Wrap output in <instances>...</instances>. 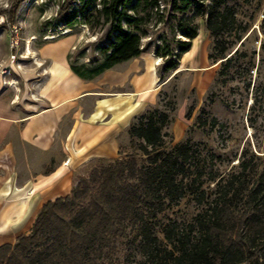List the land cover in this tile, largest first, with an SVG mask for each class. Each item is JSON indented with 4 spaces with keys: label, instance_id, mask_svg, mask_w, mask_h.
Instances as JSON below:
<instances>
[{
    "label": "trees",
    "instance_id": "1",
    "mask_svg": "<svg viewBox=\"0 0 264 264\" xmlns=\"http://www.w3.org/2000/svg\"><path fill=\"white\" fill-rule=\"evenodd\" d=\"M19 1L15 0L8 13L9 24L14 22ZM76 1V7L72 6L75 0L59 2L54 21L71 25L80 17L91 26L108 27L100 36L106 40L101 61L93 66L69 64L74 74L86 80L141 54L150 13L153 8L158 10L161 1L173 12L192 11L175 25L186 38L177 40V51L163 42L156 47V55L167 59L163 71L175 69V56L190 49L197 35V16H205L207 29L216 36L214 47L219 58H225L221 73L241 53L236 48L227 56L225 41L218 36L233 32L242 44L248 30L246 25H237L229 5L232 0ZM158 14L161 21L163 11ZM260 28L264 31V17ZM169 122L168 111L158 108L131 122L127 133L132 141L137 139V149L146 162L138 164L130 155L92 167L69 194L42 205L28 234L19 235L13 244L0 245V264H114L123 238L143 257L141 264H264V167L253 163L255 156L243 158L238 170L224 178V190L218 192L221 183L217 182L215 190L206 195L204 167L195 163L192 168L196 157L191 145L163 148V129ZM187 195L201 206L200 211L187 228L160 226L161 238L158 214Z\"/></svg>",
    "mask_w": 264,
    "mask_h": 264
},
{
    "label": "rangeland",
    "instance_id": "2",
    "mask_svg": "<svg viewBox=\"0 0 264 264\" xmlns=\"http://www.w3.org/2000/svg\"><path fill=\"white\" fill-rule=\"evenodd\" d=\"M61 1L20 0L14 9V22L9 24L7 16L15 0H0V93H7L12 104L39 109L56 80L58 84L53 94L58 98L93 86L95 91L101 92V106L114 109L115 99L108 98L116 97V113L105 114L102 108L101 122L112 118H116V122H136L147 110H167L170 122L163 129V148L170 150L182 143L191 145L192 155L196 157L192 168L195 163L204 167L202 189L206 195L215 190L217 182L221 183L218 192H222L224 178L238 170L243 158L255 156L253 163L264 167V159L257 158L264 156V31L260 28L264 0L229 2L237 25H246L248 30L242 44L233 32L218 36L223 44L225 41L227 56L236 48L241 53L223 73L220 71L225 58L218 56L214 47L216 36L207 29L205 16L195 17L197 35L191 40L188 51L178 58L175 56L177 67L168 71L161 69L167 59L156 55L157 45L163 42L176 52L177 40L186 38L175 25L192 13L191 10L185 14L173 12L161 1L158 10L153 8L150 13L148 36L141 40V54L89 81L74 76L69 64L93 66L101 61V48L106 40L100 36L108 27L91 26L80 17L71 25L55 22ZM77 5L79 1L75 0L72 6ZM161 11L162 20L158 21ZM91 95L79 96L84 100L86 115L97 105ZM125 95L131 98L132 108L124 115L121 111L125 101L120 97ZM126 104L129 105V100ZM128 126L117 129L113 156L87 160L81 172L75 174L74 185L92 167L117 158L132 155L138 164L146 162V156L137 149V139L132 141L128 135ZM210 176L215 180L210 181ZM200 209L188 195L175 204L166 205L157 216L159 236H163L162 225L187 228ZM127 242L126 238L118 242L114 264H141L143 257L136 248L128 247Z\"/></svg>",
    "mask_w": 264,
    "mask_h": 264
},
{
    "label": "crops",
    "instance_id": "3",
    "mask_svg": "<svg viewBox=\"0 0 264 264\" xmlns=\"http://www.w3.org/2000/svg\"><path fill=\"white\" fill-rule=\"evenodd\" d=\"M52 84L39 109L12 104L7 93H0V245L28 234L45 202L69 194L87 160L113 156L117 129L131 123L100 121L102 108L105 114L116 113V97L108 98L115 99V108L106 109L93 86L58 98L53 94L58 81ZM85 93L97 102L87 115L79 98ZM120 98L125 115L131 98Z\"/></svg>",
    "mask_w": 264,
    "mask_h": 264
}]
</instances>
